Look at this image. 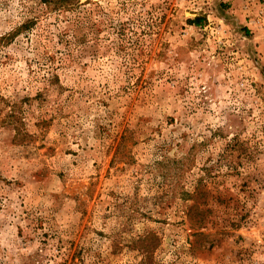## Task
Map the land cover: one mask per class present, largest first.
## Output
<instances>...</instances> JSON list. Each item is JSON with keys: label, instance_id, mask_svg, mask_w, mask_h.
Instances as JSON below:
<instances>
[{"label": "rangeland", "instance_id": "374dc122", "mask_svg": "<svg viewBox=\"0 0 264 264\" xmlns=\"http://www.w3.org/2000/svg\"><path fill=\"white\" fill-rule=\"evenodd\" d=\"M0 264H264V0H0Z\"/></svg>", "mask_w": 264, "mask_h": 264}]
</instances>
